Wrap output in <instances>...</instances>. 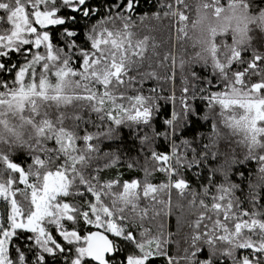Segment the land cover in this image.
Returning a JSON list of instances; mask_svg holds the SVG:
<instances>
[{"label":"snow or ice","instance_id":"snow-or-ice-1","mask_svg":"<svg viewBox=\"0 0 264 264\" xmlns=\"http://www.w3.org/2000/svg\"><path fill=\"white\" fill-rule=\"evenodd\" d=\"M139 2L0 0V264H264V0H155L141 17L168 20L177 44L200 49L179 109L174 89L145 87L174 81L176 56L158 62L173 69L161 77L157 45L134 30ZM199 101L212 114L208 143L184 135ZM221 127L245 154L232 149L213 167ZM125 128L140 140L137 156L121 147ZM135 169L142 179H123ZM173 190L197 213L176 253L163 224L144 226L171 215Z\"/></svg>","mask_w":264,"mask_h":264},{"label":"trees","instance_id":"trees-1","mask_svg":"<svg viewBox=\"0 0 264 264\" xmlns=\"http://www.w3.org/2000/svg\"><path fill=\"white\" fill-rule=\"evenodd\" d=\"M109 0H91L93 5H103ZM190 3L195 4L196 0H189ZM156 11L155 7V0H140L139 5L136 7L135 12H133L132 17L134 22L136 23L137 27L134 29L137 32L139 38H142L144 35H149L152 38V42L157 45L156 52L158 53L157 56L154 57L153 68L158 72L161 77H167L172 74L173 69L170 65V61H163L162 64L158 62L162 60L165 55H168L170 52L174 53L176 56V67H175V80H168V79H161L159 81L151 80L145 85V87H157L158 89H162L160 92L161 96L167 97L171 94L173 89L175 90L177 101L176 107L179 109V97L181 95V88L184 86L183 78L188 77L191 80V70L195 68L196 71L200 72V66L194 65L192 58L195 56V53L199 51V47H193V41L190 39L186 42H183V46L177 44L174 40L173 33L169 30V21L168 20H156L152 18L141 20L146 13L149 17H151L152 13ZM105 14V9L101 7L100 13L97 16H93L91 18L90 23H94L100 16ZM193 18H195V14L193 11ZM83 24V21L81 22ZM62 29L56 27L54 31L58 34ZM193 32L189 31V36H192ZM183 58L185 60V67L183 69L180 68L179 63L180 59ZM13 59H16L14 56ZM145 70H152L146 69ZM161 111L159 115V119L156 121V127L163 130V120L169 116L172 110V104L168 100H161ZM199 109L198 114L193 115L190 117L191 123L188 125L187 129L184 132V135L188 138L192 136H200L203 135V139L199 142L201 143H208V136L212 133V121L209 119H204L206 115H212L209 113L208 109L205 107L203 101H199ZM214 119L219 120L218 117H213ZM123 144L121 147L124 149L125 152L128 153L130 156H137L138 149L141 147L140 140L137 136L132 134V131L125 128L123 129ZM221 134L224 137L219 144L218 148L221 155V158L218 159L215 164L212 166L215 167L218 164H223L225 159H229L232 156V149H235V154L238 157H243L245 154V149L242 145L236 143L239 137H232L228 136V129L221 127ZM156 144L160 145V150H166L164 145L166 141L163 139L156 140ZM115 144H112L111 147H115ZM105 150H107V146H105ZM131 150V151H129ZM145 154L139 153L141 164H143V157ZM249 168H254V164L248 165ZM149 170H151V164H149ZM243 171L244 169H239ZM204 176H207V172L203 173ZM105 178H113L116 175L115 169H110L106 171L104 174ZM194 175L193 173H189L191 177ZM144 173L141 169L135 170H127L124 172L123 179H131V178H143ZM219 179V177H217ZM232 179L237 182L241 183V178L237 176H233ZM152 182L154 183H161L165 181V174L160 172H154L151 177ZM193 186L197 187L199 184L198 180L192 181ZM246 183V181H245ZM240 195V193H237ZM162 199L166 197L161 195ZM147 205L150 210L151 215V205L147 201H142L141 207ZM183 205V207H181ZM245 207H248L245 204ZM167 211V210H165ZM196 210L190 209L187 205L186 200H182L179 198L176 190L172 191V211L171 215H165L161 217H156L155 220H146L145 227L151 226L155 229L158 225L163 224L164 229L168 232H171L173 244L171 245L173 253H176L179 249H182L184 245V238L190 233V223L196 218ZM62 239V238H61ZM176 242H179L177 244ZM221 247H225L222 245ZM156 264H163V261H157ZM227 264V261L225 262Z\"/></svg>","mask_w":264,"mask_h":264},{"label":"rangeland","instance_id":"rangeland-1","mask_svg":"<svg viewBox=\"0 0 264 264\" xmlns=\"http://www.w3.org/2000/svg\"><path fill=\"white\" fill-rule=\"evenodd\" d=\"M18 199H21L20 197H17Z\"/></svg>","mask_w":264,"mask_h":264}]
</instances>
